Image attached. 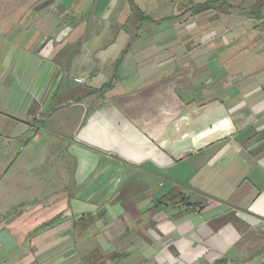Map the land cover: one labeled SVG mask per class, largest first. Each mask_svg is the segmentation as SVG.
<instances>
[{"label": "crops", "instance_id": "0c3cea01", "mask_svg": "<svg viewBox=\"0 0 264 264\" xmlns=\"http://www.w3.org/2000/svg\"><path fill=\"white\" fill-rule=\"evenodd\" d=\"M204 1L0 0V264H264V23Z\"/></svg>", "mask_w": 264, "mask_h": 264}, {"label": "trees", "instance_id": "16d2710c", "mask_svg": "<svg viewBox=\"0 0 264 264\" xmlns=\"http://www.w3.org/2000/svg\"><path fill=\"white\" fill-rule=\"evenodd\" d=\"M246 6L239 5L235 7L229 0H206L201 3H196L190 6L189 10L194 13H200L207 10H212L215 15L231 14L234 9L239 10V13L252 19L256 22L264 23V0H242ZM109 83L103 89H107Z\"/></svg>", "mask_w": 264, "mask_h": 264}, {"label": "rangeland", "instance_id": "374dc122", "mask_svg": "<svg viewBox=\"0 0 264 264\" xmlns=\"http://www.w3.org/2000/svg\"><path fill=\"white\" fill-rule=\"evenodd\" d=\"M235 7H238L239 5H242V6H246L247 4H245L244 2L245 1H242V0H229ZM248 6V5H247ZM231 15H232V17L230 18V20H228V21H226L225 22V29H227V30H229L230 32H234L235 30H237L238 28H241V27H244V26H246V24H245V22L247 23V21H248V19H247V17L246 16H243V15H241L240 13H239V10H237V9H234L233 11H232V13H231ZM205 14H201V15H198L194 20V22H195V25H197V26H199V27H203V26H205V25H207V26H218L219 24H221V22H222V19H219V17L220 16H217V15H215V13H213L211 16H206ZM224 18V17H223ZM250 20H252V19H250ZM254 22V21H253ZM257 23H259V24H261L262 22H257ZM247 27V26H246ZM264 27V26H263ZM242 29V28H241ZM221 33L222 32H220V31H217L215 34H214V37H216V36H219V35H221ZM217 34V35H216ZM262 36H264V34L262 35ZM182 37L185 39V38H187V35H182ZM257 39H258V37H256ZM257 41V40H256ZM38 122H40V121H38ZM37 122V123H38ZM42 125H43V127L42 128H45L46 127V121H41L40 122ZM1 140H3V137H2V135H1V132H0V141ZM12 142L15 144V140H12ZM13 150H16V148L15 149H12V147H11V151H13ZM12 156H14V155H12ZM1 165H3L2 164V161L0 160V170H1ZM1 174V173H0ZM3 181V180H2ZM6 184V183H5ZM4 183H2V190H4V185H5ZM4 197H6L7 199H9V201H12V202H14V201H18V199L17 198H9V196L8 195H6L5 194V196ZM15 210V209H14Z\"/></svg>", "mask_w": 264, "mask_h": 264}, {"label": "built area", "instance_id": "2783aa9c", "mask_svg": "<svg viewBox=\"0 0 264 264\" xmlns=\"http://www.w3.org/2000/svg\"><path fill=\"white\" fill-rule=\"evenodd\" d=\"M76 81L80 82L81 80L80 79H76Z\"/></svg>", "mask_w": 264, "mask_h": 264}]
</instances>
